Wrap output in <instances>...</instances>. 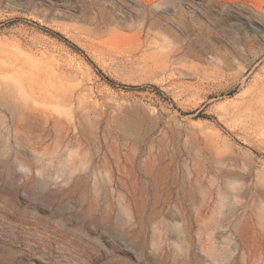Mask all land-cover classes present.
Masks as SVG:
<instances>
[{"label": "rangeland", "instance_id": "rangeland-1", "mask_svg": "<svg viewBox=\"0 0 264 264\" xmlns=\"http://www.w3.org/2000/svg\"><path fill=\"white\" fill-rule=\"evenodd\" d=\"M0 264H264V0H0Z\"/></svg>", "mask_w": 264, "mask_h": 264}]
</instances>
